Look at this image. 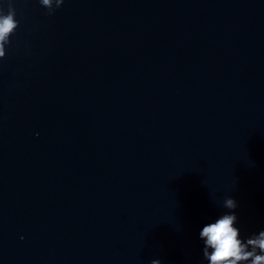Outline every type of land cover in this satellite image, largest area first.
<instances>
[{
  "label": "water",
  "instance_id": "obj_1",
  "mask_svg": "<svg viewBox=\"0 0 264 264\" xmlns=\"http://www.w3.org/2000/svg\"><path fill=\"white\" fill-rule=\"evenodd\" d=\"M11 3L0 264H208L226 196L264 229V0Z\"/></svg>",
  "mask_w": 264,
  "mask_h": 264
},
{
  "label": "clouds",
  "instance_id": "obj_2",
  "mask_svg": "<svg viewBox=\"0 0 264 264\" xmlns=\"http://www.w3.org/2000/svg\"><path fill=\"white\" fill-rule=\"evenodd\" d=\"M49 14L55 7H60L64 0H40ZM15 9L11 0L5 14L0 8V58L5 56V45L10 35L18 26ZM238 202L234 197L226 196L222 207L227 209L214 222L206 223L199 231V238L203 241V257L208 264H264V229L258 233L241 238L240 229L236 226ZM150 264H161V260L153 259Z\"/></svg>",
  "mask_w": 264,
  "mask_h": 264
}]
</instances>
